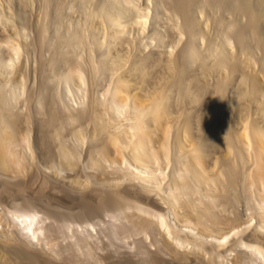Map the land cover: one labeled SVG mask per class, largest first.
Returning <instances> with one entry per match:
<instances>
[{
	"label": "bare ground",
	"instance_id": "obj_1",
	"mask_svg": "<svg viewBox=\"0 0 264 264\" xmlns=\"http://www.w3.org/2000/svg\"><path fill=\"white\" fill-rule=\"evenodd\" d=\"M0 264H264V0H0Z\"/></svg>",
	"mask_w": 264,
	"mask_h": 264
},
{
	"label": "rangeland",
	"instance_id": "obj_2",
	"mask_svg": "<svg viewBox=\"0 0 264 264\" xmlns=\"http://www.w3.org/2000/svg\"><path fill=\"white\" fill-rule=\"evenodd\" d=\"M25 197H26V196H25ZM25 197H24L23 199H25V200H26V199H27V200L30 199L29 197H26V198H25ZM33 198H35V196H34ZM31 200H32V198H31ZM31 200H29V202H30ZM4 205H5V204H4ZM240 208H241V207H240ZM116 244H117L118 247H119V246L121 247V248L119 247L121 257H122V256H127V255L129 256V253H127V254L125 253V252H127L128 249L124 248L122 245H119V243H115L114 246L110 247V248H111L110 251H115V249L117 248ZM120 244H121V243H120ZM113 247H116V248H113ZM153 248H154V247H152L151 249H153ZM113 249H114V250H113ZM133 249H135V250H133ZM133 249L131 250L132 252L130 253V256H131V255H134L135 253H137V252L134 253V251H136L137 248L133 247ZM38 250H40V248L37 249V252H38ZM153 250H155V248H154ZM128 251H129V250H128ZM104 252H105V251H104ZM40 253L42 254V252H40ZM45 254H46V255H44V253H43L42 255H39V256H40L39 258H40V259L42 258V259L40 260V262H42L43 259H44L45 261H46V259H48V261L50 260L49 258H51V257L49 256V254H48V253H45ZM65 254H66V253H65ZM67 254H68V253H67ZM67 254H66V255H67ZM118 254H119V251H118ZM118 254H117V255H118ZM120 254H119V255H120ZM122 254H124V255H122ZM45 256H46V257H45ZM158 256H159V257L162 256V257H166V258L169 257V256L167 257V255H163L162 253H159ZM138 257H143V256L138 255ZM43 262H44V261H43Z\"/></svg>",
	"mask_w": 264,
	"mask_h": 264
}]
</instances>
